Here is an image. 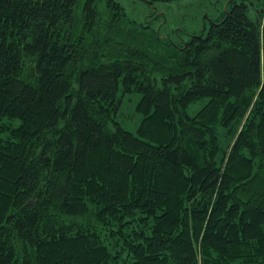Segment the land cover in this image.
I'll use <instances>...</instances> for the list:
<instances>
[{"label": "trees", "instance_id": "obj_1", "mask_svg": "<svg viewBox=\"0 0 264 264\" xmlns=\"http://www.w3.org/2000/svg\"><path fill=\"white\" fill-rule=\"evenodd\" d=\"M171 1L0 0V264H264V0Z\"/></svg>", "mask_w": 264, "mask_h": 264}, {"label": "rangeland", "instance_id": "obj_2", "mask_svg": "<svg viewBox=\"0 0 264 264\" xmlns=\"http://www.w3.org/2000/svg\"><path fill=\"white\" fill-rule=\"evenodd\" d=\"M122 1L128 8H131V0ZM231 1L232 0H173L167 3H158L157 5L160 9L159 12L167 15L168 25L171 27L180 28L181 26H185L188 34H202L204 31V18H206V16H210L211 18L218 16L230 5ZM84 2L85 0H78L76 6L77 16L82 12ZM139 6H141L144 11L143 6L141 4ZM130 16L132 18L137 17L134 12H130ZM249 16L256 20V13L253 10L249 11ZM210 24V21H208L207 28ZM140 98V93H127L123 97L120 110V123L125 129L133 133L137 132V128L142 119V114L137 111ZM206 99L207 98H203V100L198 103L191 104L188 107L189 113L194 114L199 110Z\"/></svg>", "mask_w": 264, "mask_h": 264}]
</instances>
